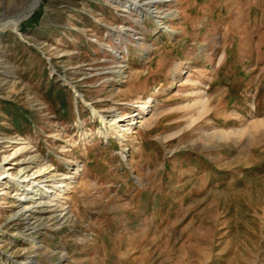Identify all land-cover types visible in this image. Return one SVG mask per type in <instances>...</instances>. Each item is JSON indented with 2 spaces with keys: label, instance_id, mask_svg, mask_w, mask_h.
Returning a JSON list of instances; mask_svg holds the SVG:
<instances>
[{
  "label": "rangeland",
  "instance_id": "374dc122",
  "mask_svg": "<svg viewBox=\"0 0 264 264\" xmlns=\"http://www.w3.org/2000/svg\"><path fill=\"white\" fill-rule=\"evenodd\" d=\"M27 1L0 0V162L29 141L72 215L0 189V264H264V0H41L6 27Z\"/></svg>",
  "mask_w": 264,
  "mask_h": 264
},
{
  "label": "bare ground",
  "instance_id": "6f19581e",
  "mask_svg": "<svg viewBox=\"0 0 264 264\" xmlns=\"http://www.w3.org/2000/svg\"><path fill=\"white\" fill-rule=\"evenodd\" d=\"M168 0H134L132 6L134 10H140L145 5H148L147 12H155L152 9L156 4L166 2ZM41 0H28L25 7L22 8L21 13L11 18L5 26H11L13 29L17 30L19 24L27 16V14L36 7ZM147 7V6H146ZM159 13V12H158ZM160 17V16H157ZM2 20V19H1ZM202 105H207L209 99L202 98ZM143 110L147 109L149 105L143 103L140 106ZM93 113L100 121L111 129H114L119 138H125L127 135L134 133V124L138 121H134L126 124H119L121 119H115L114 121L108 120V118L96 109H93ZM86 143V142H85ZM21 146H15L10 151L4 153L1 157L0 162V189L4 190L6 186L13 185L16 190L21 191L19 200L23 206V211L34 208L38 205H46L50 208H59L60 216L62 218H69L72 215L70 211L69 198L72 186L71 176L68 174H61L60 177L57 176L56 170L51 163L44 161L35 170L30 171L29 166L26 162L18 163L14 161L20 156L25 148H27L29 141L23 140L18 141ZM20 164L17 171H14L15 165ZM53 179V182L49 184L47 181L49 178ZM4 185V186H2ZM2 186V187H1ZM30 242L34 243L35 239L30 238ZM36 260H28L23 262V264H37Z\"/></svg>",
  "mask_w": 264,
  "mask_h": 264
},
{
  "label": "water",
  "instance_id": "95a60500",
  "mask_svg": "<svg viewBox=\"0 0 264 264\" xmlns=\"http://www.w3.org/2000/svg\"><path fill=\"white\" fill-rule=\"evenodd\" d=\"M40 4H41V2H40L36 7H34V8H33V9L27 14V16H26L23 20H25V19L29 18L31 15H33V14L35 13V11L39 8Z\"/></svg>",
  "mask_w": 264,
  "mask_h": 264
}]
</instances>
